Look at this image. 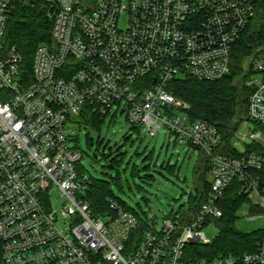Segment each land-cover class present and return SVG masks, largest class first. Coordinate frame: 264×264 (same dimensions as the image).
<instances>
[{
	"label": "built area",
	"instance_id": "1",
	"mask_svg": "<svg viewBox=\"0 0 264 264\" xmlns=\"http://www.w3.org/2000/svg\"><path fill=\"white\" fill-rule=\"evenodd\" d=\"M17 3L42 4L52 23L30 70L5 41ZM253 24L260 42L240 62L246 119L227 145L169 86L224 78ZM85 109L125 114L150 136L164 128L205 157L209 189L186 222L166 216L139 231L138 216L113 200L114 215H93L71 120ZM234 180L250 205L243 215L264 216V0H0V264H264V229L241 255L187 250L208 243L202 229L222 216Z\"/></svg>",
	"mask_w": 264,
	"mask_h": 264
},
{
	"label": "trees",
	"instance_id": "2",
	"mask_svg": "<svg viewBox=\"0 0 264 264\" xmlns=\"http://www.w3.org/2000/svg\"><path fill=\"white\" fill-rule=\"evenodd\" d=\"M51 28L52 23L47 18L44 7L40 3L34 7L17 3L10 13L5 30V41L8 45L16 46L22 56L25 69L30 70L35 47L39 43L50 41ZM243 36L239 39L237 47H235L231 71L224 78L213 82H205L185 76L174 80L169 86L176 97L189 103L188 113L190 118L192 120H206L216 125L224 136L227 145L228 138L233 134L238 124V120L235 117L246 114L247 109L248 92L240 80H237L236 73H240V57L252 49L249 44L252 43L254 38H248V42H246ZM256 41H253L254 45ZM79 116L83 118L85 123L88 122L95 126L99 125L104 118L98 114L90 113L88 109L83 110ZM88 143L90 145V139ZM199 154L201 155L200 160L193 168V188L188 195V207L180 215L182 222H186L187 218L199 208L209 189L206 181L207 162L200 152ZM122 155L123 152H119L118 149L117 153L111 157L109 166L111 168L115 167L119 160L122 159L120 157ZM146 159L147 155L143 157V161ZM142 165L139 167L146 172L145 176L151 177L152 174L147 171L150 170V164ZM163 167L167 171L176 173V164H171L170 162L162 163L161 168ZM140 168H137V165L134 164L132 169L133 172L134 170L139 172ZM90 178L91 182L84 198L89 203L93 215H114L115 212L109 208L108 200L116 201L117 197L112 193L109 181ZM238 189V181L234 180L219 202L223 212L222 216L217 220L220 222L219 235L211 242L187 246V250L194 258H214L228 253L241 255L244 252L254 250L255 241L262 237L263 229L251 233H243L234 228V222L237 218L236 212L247 200L244 194L238 192ZM117 202L124 209L131 210L138 216L140 221L139 231L148 226L147 218L140 212L127 208L119 200ZM136 240L137 234H134L128 243L133 244Z\"/></svg>",
	"mask_w": 264,
	"mask_h": 264
},
{
	"label": "rangeland",
	"instance_id": "3",
	"mask_svg": "<svg viewBox=\"0 0 264 264\" xmlns=\"http://www.w3.org/2000/svg\"><path fill=\"white\" fill-rule=\"evenodd\" d=\"M256 33V24L243 33L246 42L248 38L257 40L255 45L253 41L249 44L253 48L260 42ZM242 58L243 55L240 61ZM236 77L242 83L241 72L236 73ZM245 119L246 114L237 117L238 124L234 131L241 129ZM71 120L76 149L81 154L77 163L80 171L94 179L109 181L110 189L117 197L115 202L119 200L127 208L140 212L150 225L156 227L162 226L164 217H180L186 211L188 195L193 188V168L201 157L198 150L188 145H179L174 135L164 128L155 136L146 135L144 127H136L127 120L125 114L115 115L113 110L96 126L85 123L80 116L71 115ZM90 138L94 140L92 146L88 143ZM238 146L241 147L240 144ZM118 149L123 152L120 156L122 159L111 168L110 159ZM94 152L97 153L96 159L93 158ZM146 155L147 159L143 161ZM167 162L176 164V173L167 171L165 167L161 168V164ZM134 164L137 168L142 164H150V170L147 171L152 176H145L146 172L141 168L139 172H133ZM56 196L57 192H54L52 197ZM242 211H250V205L246 201L236 212V230L251 233L264 229L263 215L248 219ZM202 230L208 242H211L219 235L220 222H210Z\"/></svg>",
	"mask_w": 264,
	"mask_h": 264
},
{
	"label": "water",
	"instance_id": "4",
	"mask_svg": "<svg viewBox=\"0 0 264 264\" xmlns=\"http://www.w3.org/2000/svg\"><path fill=\"white\" fill-rule=\"evenodd\" d=\"M236 118V117H235ZM90 145L92 146V145H94V140H93V138H90ZM93 158H97V153H93Z\"/></svg>",
	"mask_w": 264,
	"mask_h": 264
}]
</instances>
